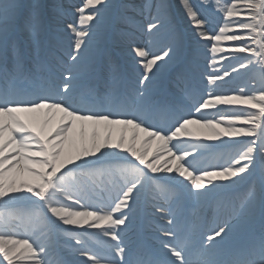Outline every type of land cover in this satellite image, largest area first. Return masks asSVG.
<instances>
[{
  "label": "snow or ice",
  "instance_id": "1",
  "mask_svg": "<svg viewBox=\"0 0 264 264\" xmlns=\"http://www.w3.org/2000/svg\"><path fill=\"white\" fill-rule=\"evenodd\" d=\"M180 4L187 28L171 0H0V264H264V0ZM208 53L262 86L197 96ZM201 137L246 139L212 165Z\"/></svg>",
  "mask_w": 264,
  "mask_h": 264
},
{
  "label": "rangeland",
  "instance_id": "2",
  "mask_svg": "<svg viewBox=\"0 0 264 264\" xmlns=\"http://www.w3.org/2000/svg\"><path fill=\"white\" fill-rule=\"evenodd\" d=\"M72 2L74 3V1ZM136 2H138V0H136ZM196 2L200 6V0H196ZM205 5L206 7L201 10L206 14L207 17H209L212 20L213 27L217 25H221L223 23L222 14L215 10L216 9L215 0H205ZM181 25L187 28V23H184V24L181 23ZM238 43L240 42H237L236 44ZM248 55L249 54L247 53L236 54V58H230L231 59L230 62L224 63V64L222 62L221 64L215 66L214 69H217L221 74H223V71L227 69L231 73V75L229 77H226L224 81L217 82V84L219 85L217 90L214 89V86L207 84V79L205 77L206 79L205 86L209 89V92L215 90L217 93H220V94L233 95V94H239V90L241 88H244L245 91H248V92H251L253 90H258L262 86L260 79L258 76L257 77H254V75L253 77L249 76L248 74L249 72H251L250 70L245 71L243 69H240V70H243L244 72L238 74L237 76H235L234 72H232V67H238L239 64L241 63L240 57H245ZM201 59H202V56L199 58V61ZM199 65L201 64H197L196 66L197 69ZM229 65H231L232 67H229ZM200 71L205 76H207V74L209 73L208 71H206L205 69L201 67H200ZM196 89H197V94L203 93L201 92L199 88H196ZM202 95H204L205 98H207L206 94H202ZM231 109H247V106L246 105H217L215 108L208 109V110H202V111L210 112L209 114L212 115V118H218V113H221L222 111H228ZM200 140L205 142V140L203 139H200ZM206 143L208 142L206 141ZM211 144H212V141H211ZM215 149L217 151H215L214 154L209 155V157H206V158H204V154H203L201 159L206 160L209 164H212V165L222 164L225 160H227L225 157H229V155L233 151V147L230 144L225 145V146L215 145Z\"/></svg>",
  "mask_w": 264,
  "mask_h": 264
},
{
  "label": "bare ground",
  "instance_id": "3",
  "mask_svg": "<svg viewBox=\"0 0 264 264\" xmlns=\"http://www.w3.org/2000/svg\"><path fill=\"white\" fill-rule=\"evenodd\" d=\"M72 1H74V3H77V4L79 3V0H72ZM191 2L194 3V4H196L197 7H199V4L196 2V0H191ZM171 3H172L173 6H174V9H175V12H176L177 18L180 20V22L183 23V24H184V23H187L186 18L184 17V10L182 9L181 4H180V0H172ZM201 14H203V15L206 16V14H205L202 10H201ZM236 43H237V42H224L222 46L225 47V48H229V47H233L234 44H236ZM116 50H118L119 53L123 56L124 62H125V61H128V60L130 59V58L126 55V53H125L124 51H122V49L118 48V49H116ZM223 55H224V56H230V54L227 53V52L224 53ZM210 57H211V53H208V58H207V59H205L204 56H202V59H201L200 61L198 60V62H197V64H201V65H199L198 69H197V67H196V68L194 69L193 74H192L193 83H194V84L196 85V87L199 88V89L201 90V92H203L204 94H207V93L209 92V89L205 86V82H206L205 77H206V76L200 71V67L203 68V69H205V70L208 71L209 73H211V72H213V71H218L217 69H214V68L211 66V59H210ZM216 58H217L218 63H217L215 66L221 64L222 62H223V64H224V63H228V62L231 61L230 58H229V59H224V60H222V59H221V54H217V57H216ZM243 70H244V69H243ZM243 70H239V72H234V75L237 76L238 74L243 73V72H244ZM245 71H246V70H245ZM248 75L251 76V77H253V73H252V71L249 72ZM168 77H170V73H167V74H166V78H168ZM215 89L217 90V88H215ZM199 95H201V94H199ZM209 113H210V112H207V111H205V112L202 111V112H201V114L206 115L208 118H212V115L209 114ZM201 114H196V113L193 111V118H199V116H200ZM236 126H237V127H242L243 125H242V123L237 122V123H236ZM141 135H142V134H141ZM184 139H189L190 143H197V141H196V140H193L192 138H184ZM200 139L205 140V142L202 141V140H200V141H199L200 143H202L203 145L209 146V147H206V148L202 149L203 153L205 154V157H204V158H206V157H208L209 155L214 154L215 151H217V150L215 149V145H222V146L228 145V144L222 143V141H226V140H242V139H245V138H243V137H232V138L221 137V140L212 141V144H211V141L206 140L204 137H201ZM206 141H207L209 144L206 143ZM137 146L139 147V145H137ZM155 149H156V144H155V143L151 144V145H150V151H155ZM118 151H119V150H118ZM121 155H125V153L121 152ZM149 158H151V157H149ZM185 183H187V181H185ZM148 195H149V194H148L147 192H145V193L143 194L142 198H141V201H140V208H141V212H142V217H141V219H142V220L145 218V216L147 215V213L154 211V209L150 208V207L147 205V203H146V201H147V199H148ZM231 195H232V193H231L230 191H224V192L219 193L218 196H217V198H216V202H217V204H218V205L220 204V205H225V206H226L227 203H228V201H229V199H230V197H231ZM223 202H225V203H223ZM224 210H225L224 207H221V208H220V212H221V214L224 212ZM208 213H209V218H210V215H212V213H213V211H212L211 208L205 213L206 217H208ZM211 218H212V220H210V223H208V221H207L206 228H210V227L212 226V225H211V222L213 221V217H211ZM211 218H210V219H211ZM93 231H94V230H93ZM97 237H98V239L91 240V241L89 242V247H91V248H93V249H96V250H101L99 244L102 243V244L104 245V244H105V241H106V238H104V237H102V236H97Z\"/></svg>",
  "mask_w": 264,
  "mask_h": 264
}]
</instances>
